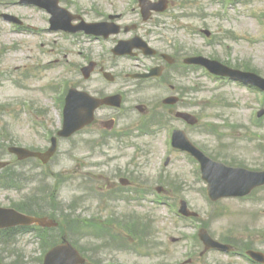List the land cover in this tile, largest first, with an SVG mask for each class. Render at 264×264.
Here are the masks:
<instances>
[{
    "label": "rangeland",
    "instance_id": "1",
    "mask_svg": "<svg viewBox=\"0 0 264 264\" xmlns=\"http://www.w3.org/2000/svg\"><path fill=\"white\" fill-rule=\"evenodd\" d=\"M3 2L8 3L7 0ZM174 2L177 4V8L174 10L176 12L175 16L189 13L190 19L183 18L180 22H191V31L184 30L186 32L184 37L187 38L190 34L196 35L192 40H189L196 52L200 51L206 55L205 53L209 51L210 53L214 52L216 56L222 59L230 57L231 60L238 62H249L264 76V0H239L238 3L236 1V3L230 4L231 6H224L225 0H174ZM183 2L188 3L182 6ZM65 3L78 4L89 14H93L94 18L98 17V12H106L112 5L115 9L126 12L130 19H134L138 12L136 10L137 4L132 0H73V2L65 0ZM2 4H0V12H5L7 8H2ZM7 5L11 13L15 12L17 15L19 14L18 16L24 17L32 26L40 28V31L37 34H32V36L29 34H17L8 24L0 19V51L5 53L4 60H1L4 75L0 77V82L3 81L0 86V105H11L16 114H19V127L17 125L11 126V133L8 134L5 141L8 140L10 143L13 141L18 146L26 148L45 146L47 144L46 135L57 130L61 126L62 121L60 103L57 101L56 105V99L54 98V96L61 93L56 95V93H50L46 89L51 83L59 84L55 79L61 75L59 69H53L56 65L49 62L56 57L54 53L50 54L49 49L51 47L58 48L61 44H66V42L60 36L41 31V29L48 27V17L44 12L34 9L28 10L10 4ZM180 6L184 10L179 9ZM186 7L188 9H185ZM169 22H177V20ZM218 27H222L225 32H235L238 40H226L222 46L213 49L209 48L206 38L199 34V30L204 28L212 30ZM26 35L31 36L32 39L26 38ZM54 38L57 40L56 45L51 47L47 45L44 49L40 48L42 42L48 44ZM81 41H78V43L80 44ZM94 43L87 42L92 55L93 50L91 46L92 44L95 45ZM114 44L115 41L113 40L102 44L98 43V45H102L101 51ZM45 52L47 55H43ZM77 59L80 60L79 58ZM36 60H39L38 63L40 65L42 64L40 66V73L35 68L37 65ZM44 63H48L49 65H45ZM133 63L134 61L132 60L123 59L118 60L113 65L116 68L128 67L132 66ZM30 73H32L33 77L40 76L41 81L26 80L25 77ZM68 75L69 79H71L72 77L69 73ZM192 78H195V75H192ZM205 78L206 76L202 71L196 72V84H201L200 91L196 94L197 104L201 105V110L198 107L197 110L199 112L196 114L200 119L201 125L195 127V129L188 128L189 135L196 144L209 153L221 152L219 154L222 156H227L230 159L235 158L245 164L250 170L261 168L264 164V150L261 148L262 145L264 146V117L259 120L254 117L256 116L257 109L263 108L264 99L255 91L253 92L246 88L238 89L236 86L223 84V82L212 80L209 77ZM21 81H24L27 86H22ZM76 82L78 85H81V89L88 91L96 90L98 85H104L110 91L117 90L120 87V81L113 85L103 81L99 75L94 76L91 82L77 80ZM186 84H188V80ZM57 86L60 87L59 85ZM26 87L28 88L25 89ZM162 94V89L158 88L151 92V96H160ZM220 96L224 97L227 102L226 104L221 105L217 103L216 98ZM33 104L34 108L32 111ZM0 120H2L1 116ZM10 121L14 122L13 120ZM208 122L218 124L219 128L222 129L221 137L216 134L205 133ZM80 136L75 137L70 142H63L58 154L47 168H40L37 173H34V161L31 160L20 164L19 172L22 174H27L28 172L27 176H29V179L31 176L34 179L36 175L40 179L46 177L52 180V184L58 183L56 180L57 174L67 176V183L63 187L62 195H66V198L69 200L68 204L72 202L74 207L81 213L80 215L89 219L99 211L98 203H103V199L98 200V202L94 201L96 206H87L85 204L84 200L87 195L96 196L97 193H102L99 191V186H94V190L88 192L86 195L83 194L86 191L85 188L90 187L92 183L81 182L79 177L75 176L79 172V169H84L86 166L84 165L85 160H82L85 158L84 150H81L82 148L78 149V145H74L81 142ZM223 137L225 138V142H219ZM167 142L168 137L165 134H161L155 140H147V143L151 145V150L154 151L151 156L150 165V168L154 172L158 171L161 163L164 162L165 156L169 153ZM258 149L261 152L256 151ZM172 157L174 165L168 169V177L177 178V184H181L182 182L186 184L180 196H184L185 199L191 201V206L195 211L202 214L203 220H207L208 216L213 212L221 217L217 222L207 220L211 230L216 235H223L234 225H238L241 228L249 226L251 233L259 228L264 231L263 189L258 190L247 200H223L216 204H211L207 199V185L201 180L198 164L192 161L188 155L176 150L173 152ZM42 170H44L45 175L42 174ZM21 183H23L24 189L20 191V198L23 199L25 195L29 196L31 194L29 191L30 181L25 182L23 179ZM135 196V193H133V197H129V194H123L119 200L113 203L110 210L115 211L114 215L117 216L138 213L148 215L150 220H154L153 224H155V228H158L159 232H162L159 234V240L156 242L162 244L163 249L158 248L160 257L155 256L153 253L149 257L148 263L158 264L167 262L171 264L175 260L181 262L183 259L192 257L191 254H193L194 249L192 247L193 243L190 242V237L197 229L198 224L195 222L188 223L184 220L180 221L182 220L180 218L177 219L175 215L178 209L177 204L175 207L170 206L168 203L165 205H155L149 201H145V199L140 200ZM90 211L95 212L89 214ZM99 213L102 216L104 211H99ZM191 225L193 226L190 227ZM180 236L183 237V240L178 243L172 244V242L168 241L169 237L178 238ZM18 242L19 248L25 256L24 262H27V264H39L36 260L42 255L43 248L40 247V243L34 238V235L27 234L19 238ZM78 242L89 248L88 241ZM148 242L151 244L152 240ZM196 249L195 247V252H197ZM3 252L4 249L2 254ZM102 253L104 254L101 255L103 258L107 260L110 258L111 252L108 250ZM4 256L7 255L5 254ZM212 256H215L217 260L222 261L224 264H247L237 258L216 256L215 254ZM7 259H9V262H6L7 264L14 263L15 258L11 259L9 257ZM124 261L129 263L128 255L124 258ZM145 261L139 260L138 262Z\"/></svg>",
    "mask_w": 264,
    "mask_h": 264
},
{
    "label": "water",
    "instance_id": "2",
    "mask_svg": "<svg viewBox=\"0 0 264 264\" xmlns=\"http://www.w3.org/2000/svg\"><path fill=\"white\" fill-rule=\"evenodd\" d=\"M238 175L239 174H237V176ZM257 176H258V179L261 177V175H257ZM262 176L264 177V174ZM263 180H264V178H263ZM236 181H239V183H240L239 188L236 187V186H234V185L231 186V187H226L225 194H236V193H238V194H245V193H247V190L246 191H243V189H245V188H242L243 187L242 186V179L238 180V178H237Z\"/></svg>",
    "mask_w": 264,
    "mask_h": 264
}]
</instances>
